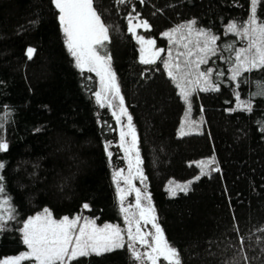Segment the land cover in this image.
<instances>
[{
    "label": "trees",
    "instance_id": "obj_1",
    "mask_svg": "<svg viewBox=\"0 0 264 264\" xmlns=\"http://www.w3.org/2000/svg\"><path fill=\"white\" fill-rule=\"evenodd\" d=\"M94 8L108 29V40L98 49L110 57L132 117L145 183L167 243L178 250L182 264H264V69L231 80L232 49L242 48L245 40L226 31L229 23L248 20L250 0H94ZM130 13L139 16L133 25L148 22L137 36L154 41L162 59L141 63V42L128 31ZM58 16L52 0H0V142L8 145L0 152V196L15 213L14 219L4 217L0 259L26 250L20 229L45 209L55 220L122 222L114 180L116 123L96 103L95 79L77 67ZM257 17L264 20L259 0ZM189 20L218 37L216 54L199 69H213L218 90L201 91L207 85L194 83L193 70L180 81L194 89L190 107L168 71H174L177 53L189 50L191 57L179 59L181 64L191 59L195 69L196 37L185 48L181 33L174 34L173 44L162 35ZM28 48L34 49L31 58ZM244 104L250 110H242ZM201 161L207 173L202 176ZM197 176L187 194L170 196L177 183ZM71 264L136 262L124 244Z\"/></svg>",
    "mask_w": 264,
    "mask_h": 264
},
{
    "label": "snow or ice",
    "instance_id": "obj_2",
    "mask_svg": "<svg viewBox=\"0 0 264 264\" xmlns=\"http://www.w3.org/2000/svg\"><path fill=\"white\" fill-rule=\"evenodd\" d=\"M124 3L125 0H119ZM143 2V0H141ZM53 5L59 12V22L62 31L65 35V44L70 54L75 58L77 67L83 68L88 66V71H94L100 76V83L102 90L105 94H111L114 98H119L120 102V116H116L117 122H120L121 116L126 115L124 108V98L120 95L119 86L116 81L115 73L110 66V57L101 56L96 50L95 46L103 47V42L108 40V29L103 24L100 15L94 8V0H52ZM259 3H264V0H259ZM257 4L258 0H250V16L243 24H237L235 21L227 25L226 31L234 33L238 39L247 41V47L232 49L235 53V59L232 63L231 80H236L244 72H250L254 69H264V20L257 17ZM133 19H139L137 14L133 17L129 14V27L128 31L132 33L141 42V44L152 45L154 41L147 40L143 36H137L135 29L143 26L145 29L149 28L146 20L133 25ZM187 31V37L184 36V31ZM181 33L180 39L184 40L195 35V47L199 55V60L195 63L193 69V62L187 59L181 64L180 56L187 55L191 57L192 52L189 50L187 53H177V59L172 64V69L168 71V75L174 81H177V87L180 88L179 95L190 107V96L194 89H189L181 85L180 81L191 76L193 70L197 72V79L194 81L196 85L204 84L207 87H201V91H216L218 86L214 85L213 69L208 68L206 71H199L200 65L207 64L210 55H215L217 48L214 47L218 37L211 32L198 28L195 20H189L185 24H181L165 32L162 35L169 38V43H175L172 39L173 34ZM192 41L189 39L188 43L184 45L185 48H190ZM229 48H232L229 45ZM141 63L152 64L155 62L154 58H160V49L149 51L145 47H141ZM34 49L28 48L27 53L31 58ZM147 53V57L145 56ZM171 57V51H169ZM166 69L169 68V62L164 61ZM216 76H222L223 73H215ZM193 83V81H187ZM260 94L264 95V92ZM95 96L98 101L101 98V92H96ZM103 106V105H101ZM235 111L236 109H232ZM242 110H250V105L244 104ZM129 132L126 134L121 132V138L125 135H132L131 149L136 147V139L134 128L131 125L132 117L128 115ZM183 134V133H182ZM107 148V146H106ZM8 145L6 142H0V152L7 151ZM128 149V151H131ZM111 156V153H109ZM139 163V161H138ZM201 167L200 176L207 174L203 171L205 162H198ZM214 163V160L208 164ZM4 165L0 163V168ZM218 168L210 169V171H218ZM200 176L195 177L194 180L189 181L183 185H178L175 188L169 189L170 196L175 197L178 192L187 194L191 190V184L195 180H199ZM137 195L136 208L139 210V219H136V213L132 212L131 217L125 215V221L128 227V248L131 250L133 258L140 260L146 257L145 264H157L159 259H163L167 264H182L178 250L170 246L163 237V231L159 224L156 222V217L153 214L154 209L151 206L143 207L140 203L139 190ZM4 193L3 177L0 176V194ZM121 204H123V197H120ZM88 208V205H83ZM122 212H130L131 207L125 209L121 207ZM7 215L8 220L15 218V213L10 207V201L3 196H0V230L6 225L4 219ZM80 218L69 219L63 217L57 221L52 218L48 209H45L42 214H37L35 217H29L24 221L23 227L20 229L22 232L23 243L27 246L28 251L23 252L17 256L9 257L0 260V264H22L25 260H34L35 264H65L76 260L79 257L88 256L92 253L101 255L104 252H110L114 249L121 248L123 244L122 230L118 226L105 225L104 228H97L89 221L79 226L78 234L75 229L78 227V220ZM140 220L144 225L151 224L154 232L141 233ZM135 223V234L132 231V224ZM149 237L151 239L149 240ZM137 243L143 246L144 249L150 251L137 252Z\"/></svg>",
    "mask_w": 264,
    "mask_h": 264
},
{
    "label": "rangeland",
    "instance_id": "obj_3",
    "mask_svg": "<svg viewBox=\"0 0 264 264\" xmlns=\"http://www.w3.org/2000/svg\"><path fill=\"white\" fill-rule=\"evenodd\" d=\"M137 23H139V22H137ZM60 28H61V25H60ZM139 28H144V27L141 26ZM137 30H138V28L135 29L136 35H137ZM61 32L64 35L62 28H61ZM185 32H186L185 37H187V31L185 30ZM173 36H174V34H173ZM64 38H65V35H64ZM189 39H190V37L185 39V40L188 41ZM244 44L245 45L242 48L247 47V41H244ZM142 46L145 47L146 49H148L149 51H155L156 50L152 46L149 49L148 44H146V43L143 44ZM95 47L101 56L109 57L108 55L102 53L98 49L99 46H95ZM145 56L147 57V53H145ZM187 58H188V56H187ZM110 66H111V63H110ZM79 68L81 71L86 72V73H88L94 77L95 82H96V89H95L94 94H93L95 101L99 105L100 108H105L109 112V114L112 116V118L115 120L116 127H117V134H118V141H117L115 149H116L117 159L119 160V164H118V167L114 168V180L116 182V187L118 190L119 201H120V197H123V204H121V201H120V204H121L120 210H121V207H124L125 209H128L129 207H131V211L127 212V213L121 211V214H122L121 224H119V223H105L103 225H98L96 222H94L93 220H91L87 217L82 218L81 216H77L80 219L78 220V227H77V229H75V232L78 234L79 226L84 225L85 221H89V222H91L92 225H94L97 228H101V229L104 228L105 225L118 226L122 230L121 234L123 236V244L128 246V243H129V241H128V227H129V225L125 221V215H129V217H131L132 212H135L136 213V219H139V210L135 207L137 204V195H138L137 190H139V195L141 198L140 199L141 205L143 207L151 206L153 208V203H152V200L150 197V193L147 190V186L145 183V176H144V173L142 170V158H141V154H140L139 146H138V136H137V133L134 129L135 139H136V147L134 149H131L133 136L132 135H125L123 139L121 138V132H124L126 134L129 132V121L127 118L129 114L127 112L125 103L123 106L126 109L127 114L124 116H121L120 122L118 123L116 116H120V107H121L120 102H119V98H114L111 94H105L104 93V91L102 90L101 83H100V76H98L96 74V72H94V71H88L87 65L83 66V68H81V67H79ZM111 69L115 73L112 66H111ZM116 81H117V79H116ZM117 84H118V82H117ZM98 91L101 92V98L99 101H98L97 97L95 96V93ZM119 92H120V89H119ZM120 95L122 96L121 92H120ZM101 105H103V106H101ZM113 112L116 113V116L113 115ZM131 125L133 127L132 123H131ZM128 149H131V151H128ZM138 161H139V163H138ZM178 185H181V184L177 183L175 185V187ZM43 212H40L38 214H42ZM36 215H34L32 217H35ZM77 217H75V218H77ZM69 219H73V218H69ZM57 221H59V220H57ZM136 226L137 225L135 223L132 224L133 234H135ZM140 226H141V233H147L149 231L154 232V229H152L151 224L144 225V222L142 220H140ZM163 237H164V235H163ZM150 239H151V237H149V240ZM164 239H165V237H164ZM136 247H137L138 253L142 252V251H146V250L150 251V249H144L143 246H141L139 243H137ZM26 251H28L27 248H26V250L20 252L19 254L26 252ZM19 254H17V255H19ZM17 255L3 257L0 260H4V259H7L9 257H14ZM135 262H136V264H145L146 257L143 259H140V260H135ZM34 264H35V262H34ZM148 264H151V262H148ZM157 264H167V262L161 258L158 260Z\"/></svg>",
    "mask_w": 264,
    "mask_h": 264
},
{
    "label": "water",
    "instance_id": "obj_4",
    "mask_svg": "<svg viewBox=\"0 0 264 264\" xmlns=\"http://www.w3.org/2000/svg\"><path fill=\"white\" fill-rule=\"evenodd\" d=\"M148 47H149V49H150V48H151V45H149Z\"/></svg>",
    "mask_w": 264,
    "mask_h": 264
}]
</instances>
